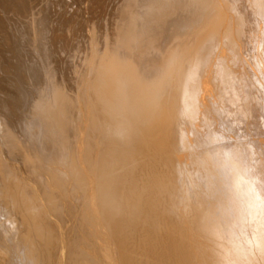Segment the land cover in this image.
Returning a JSON list of instances; mask_svg holds the SVG:
<instances>
[{
    "label": "bare ground",
    "instance_id": "1",
    "mask_svg": "<svg viewBox=\"0 0 264 264\" xmlns=\"http://www.w3.org/2000/svg\"><path fill=\"white\" fill-rule=\"evenodd\" d=\"M20 1L0 15V264H264V0H102L91 45L59 22L74 1Z\"/></svg>",
    "mask_w": 264,
    "mask_h": 264
},
{
    "label": "rangeland",
    "instance_id": "2",
    "mask_svg": "<svg viewBox=\"0 0 264 264\" xmlns=\"http://www.w3.org/2000/svg\"><path fill=\"white\" fill-rule=\"evenodd\" d=\"M15 1H16V0H1L0 3L3 2V3H2L3 5H5V6L8 5V6L6 7V11H4L6 14L3 12V10L0 9V11H2V12L0 13V15H1V16H3V15H4V16H7V14H9V12H7V8H8L11 4H12V6H11L12 8H13V6H16V5L19 6V5H20V4H19V3L21 2L20 0L18 1L19 3H16ZM27 1H28V0H27ZM27 1H26V0H23V3L25 2L24 4L29 6V5H30V1H31V5L33 4V0H29L28 3H27ZM36 1H37V0L34 1L35 5L37 4L36 6H38L39 4H41V5H39V6H41V7H39L40 9H41V8H45V7L47 6V4H48V6H47L46 8L49 7V3H48L49 0H46V1L43 0L45 3H43V1H41V0H40V1L38 0V1H39V2L37 1L38 3H36ZM73 1H74V4L72 3V7H73V8L71 7L73 10H72L71 8H69L68 10H66V11L62 12L61 14H59V16H60V17H59V20H60L59 22H61V26H64V27H65V24H63V23H64V21H66L67 17L70 15L71 12H72V14L74 15V17H76V16L78 15L79 18H78V16H77L76 18L79 19V20H81L82 23H83V25H84V31L82 30V32H83L82 34H83V35H86V36H85L86 38H84V36H83V40H84V41L86 40L85 42H86V43L88 42V43H90V45H91V41H90V40H92V38H91V36H87L89 33L87 34V33H86L87 31L85 32V29H86L88 26H89L88 28H90V26H91L90 24L92 23L93 20L90 21L89 19H91V18H92V15L95 14L94 12L96 11V9L99 8V6H100L101 3H102V0H96V1H95V0H91V1H90V0H72L71 2H73ZM92 1H93V2H92ZM94 1H95V2H94ZM6 2H9V3H6ZM14 2H15V5H14ZM67 2H68V1H67ZM67 2H66V6H67ZM97 2H99V3H97ZM93 3H94V4H93ZM9 4H10V5H9ZM45 4H46V5H45ZM0 5H1V4H0ZM31 5L29 6V9L32 10L31 7H32L33 5H32V6H31ZM35 5H34V7H36ZM69 5H70V4H69ZM73 5H74V6H73ZM75 5H76V6H75ZM90 5H91V6H90ZM96 5H97V6H96ZM21 6H22V5H20V7H21ZM89 6H90V7H89ZM11 7H10V8H11ZM34 7H33V8H34ZM67 7H68V6H67ZM10 8H8V11H10V14H9L7 17H13V16H14V18H15V17L17 18V17L19 16L18 12L21 13V12L19 11L21 8H18L17 11H16V8H17V7H15L14 10H15L16 13H14V10H13L12 8H11L12 10H9ZM46 8H45L44 10L42 9L41 11H43L44 13H46V12H45V11H47ZM91 8H92V9H91ZM74 9H76V10H74ZM90 9H91V10H90ZM26 10H27V9H26ZM26 10H24L25 14H26V12H30V11H28V10L26 11ZM78 10H79V11H78ZM89 10H90V12H91L92 14L89 13ZM11 11H12V12H11ZM67 11H68V12H67ZM74 11H75V12L77 11V12L75 13ZM43 12H42V15L44 14ZM74 13H75L76 15H75ZM11 14H13V16H12ZM14 14H15V15H14ZM16 14H17L18 16H16ZM62 14H63V15H62ZM64 14H66V16H65ZM67 14H68V15H67ZM89 16H91V17H89ZM18 18H19V17H18ZM80 18H81V19H80ZM24 19H25V18H24ZM85 20H86V21H85ZM85 26H86V28H85ZM8 28L11 29L12 27H8ZM10 31H11V30H10ZM63 33L65 34V35H63V38L66 36V33H67V37H69V35H70V34H68V33H70L68 30H67L66 32H63ZM75 33H76V31H75ZM75 33H74V36H75V39H76V37H78L77 35L79 34V31H78V33H76V35H75ZM80 34H81V33H80ZM67 37H66V38H67ZM66 38H64V40H65ZM73 38H74V37H73ZM87 38H88V39H87ZM70 39H72V38H70ZM70 39L68 40V38H67L66 41H70V42H71ZM72 41H73V39H72ZM88 43H87V44H88ZM71 44H72V42H71ZM74 44H75V43H74ZM76 44H77V43H76ZM76 44H75L74 46H75V47H78L79 45H76ZM91 49H92V48H91ZM91 49H90V50H91ZM92 52H93V49L91 50V54L89 53L88 56L83 57L84 59L81 61L82 64H81V62H80L81 59H79V58H81V56L79 57V56H77V54L74 53V56H77V59H79V62H77L76 64L73 63V65H72V68H73L74 71L76 72V74H75V72H74V74H75V76L77 77V79L75 78V76L72 77V80H73V81H74V79H76L77 82H78L80 79H81V80H85L86 77H85L84 75H85V73H87L88 60L92 59L91 56H93L92 54H94V53H92ZM56 53H57V52H56ZM61 53H62V52H60V53L58 52V53H57V54H58V57L62 56V58L60 57L61 59H59V58L56 57V56H55V58H56L57 60H60V61H61L62 59L65 58V61H66V59H67V55H66L64 52H63L62 54H61ZM57 54H56V55H57ZM78 55H81V53H79ZM65 56H66V57H65ZM87 57H88L89 59H88V60H85ZM63 61H64V60H63ZM63 61H61V62H62L63 64H65V63H64L65 61H64V62H63ZM83 61H84V62H83ZM86 61H87V64H86ZM61 62H59V63H60V66H58L59 68H60V67L62 68V65H61L62 63H61ZM59 63H58V64H59ZM83 64L85 65V66H83V67H85V70H86V72L83 71L84 73L82 72V70H84V68L81 66L82 69H81V71H80V67H79L80 65H83ZM76 65H77V66H76ZM86 65H87V66H86ZM77 67H78V68H77ZM78 69H79V70H78ZM79 73H80V74H79ZM82 73H83V74H82ZM78 75H79V76H80V75H81V76L83 75V76H82V78H81V76H80V78L78 79V77H79ZM84 77H85V78H84ZM15 79H16V77H15ZM81 80H80V82H81ZM76 81H74V83H76ZM79 84H80V83L78 82V86H79ZM40 216L43 217V214H41ZM52 252H53V251H52ZM50 254H51V253H50ZM53 254H54V253H53ZM53 254L49 255V258L52 257V260H53ZM54 263H55V262H54ZM55 264H58V263H55Z\"/></svg>",
    "mask_w": 264,
    "mask_h": 264
}]
</instances>
